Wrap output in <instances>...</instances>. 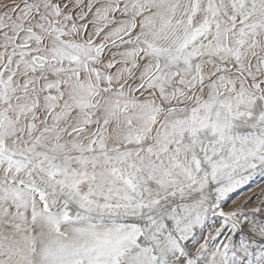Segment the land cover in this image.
Returning <instances> with one entry per match:
<instances>
[{
	"label": "snow or ice",
	"instance_id": "1",
	"mask_svg": "<svg viewBox=\"0 0 264 264\" xmlns=\"http://www.w3.org/2000/svg\"><path fill=\"white\" fill-rule=\"evenodd\" d=\"M0 264H264V0H0Z\"/></svg>",
	"mask_w": 264,
	"mask_h": 264
},
{
	"label": "rangeland",
	"instance_id": "2",
	"mask_svg": "<svg viewBox=\"0 0 264 264\" xmlns=\"http://www.w3.org/2000/svg\"><path fill=\"white\" fill-rule=\"evenodd\" d=\"M261 178L256 177L254 180L249 183L248 185L242 186L239 190L235 193L231 194L232 199L244 200L248 196L252 195V191H259L257 185L260 183ZM255 202V201H253ZM227 210V207L225 208Z\"/></svg>",
	"mask_w": 264,
	"mask_h": 264
}]
</instances>
